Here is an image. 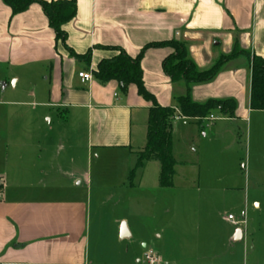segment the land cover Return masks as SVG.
Wrapping results in <instances>:
<instances>
[{"label":"crops","instance_id":"1","mask_svg":"<svg viewBox=\"0 0 264 264\" xmlns=\"http://www.w3.org/2000/svg\"><path fill=\"white\" fill-rule=\"evenodd\" d=\"M75 1V16L62 27L65 44L79 55L90 50L88 62H76L56 41L39 4L11 15L0 0V264H95L115 256L101 247L99 216L118 208L132 216L133 192L151 178L143 170L157 162H145L130 177L146 142L152 103L139 96L134 85L122 92L116 81L101 84L93 78L82 84L78 78L79 72L92 73L99 61L117 55L108 48L135 58L147 44L181 41L199 70L230 54L234 44L244 52L224 63L213 80L190 91L196 103L232 99L234 117L212 113L216 120L199 123L178 114L174 96L183 94L184 87L172 85L162 71L172 49L144 51V89L157 105L174 110L172 156L175 122L202 130L217 121L232 125L251 119L250 57L264 58V0ZM135 127L140 130L134 132ZM116 154L123 156L121 173H104L108 156ZM157 169L153 189L165 191L159 187L158 163ZM112 223L117 227L109 229L111 240L132 237L125 220ZM230 224L231 230L217 233L210 223L208 233L197 232L192 251L179 249L178 257L190 264H264V238L251 233L252 253L240 255L234 248L242 241L246 245L247 229ZM141 249L144 253L145 245ZM154 253L161 264L177 258Z\"/></svg>","mask_w":264,"mask_h":264},{"label":"rangeland","instance_id":"2","mask_svg":"<svg viewBox=\"0 0 264 264\" xmlns=\"http://www.w3.org/2000/svg\"><path fill=\"white\" fill-rule=\"evenodd\" d=\"M251 112L250 121L244 124L217 121L213 128L202 130L184 121L175 122L173 156L177 164L172 189L156 192L157 163L148 165L143 172L151 178L142 190L133 192L132 216L119 208L100 214L101 247L115 256L99 258L95 264H144L142 245L143 251H163L177 257L166 264H190L178 257L179 249L192 251L197 232L201 236L208 233L210 223L217 233L231 230L232 225L225 220L228 215L243 220V230L247 229L246 245L242 241L234 251L244 256L252 253L250 234L264 238V111ZM137 130L135 127L134 132ZM235 133L239 136L236 144ZM108 158L110 163L103 165V172L121 173L123 156ZM145 197L151 202L143 203L141 198ZM119 219L132 226V237L116 243L109 238V229L116 226L112 221ZM125 250L129 256H124Z\"/></svg>","mask_w":264,"mask_h":264},{"label":"trees","instance_id":"3","mask_svg":"<svg viewBox=\"0 0 264 264\" xmlns=\"http://www.w3.org/2000/svg\"><path fill=\"white\" fill-rule=\"evenodd\" d=\"M11 10V15L24 12L31 4L37 3L42 8L48 26L54 31L56 41H59L67 50L69 56L76 62H88L91 51L83 55L74 53L65 44L66 34L62 27L75 16V0H1ZM170 47L172 52L162 61V71L172 85L180 84L184 87L181 95L174 96L178 114L186 119L201 121L217 113L227 118L235 115L236 104L232 99L208 100L204 103H196L191 100L190 91L193 86L208 83L215 78L221 67L235 56L244 53L234 44L232 52L221 56L207 70H199L188 56L186 45L181 41H169L150 43L145 45L140 53L131 58L118 48H108L117 51V55L110 59L98 62L92 71L93 78L101 84L116 81L122 92L129 85H134L137 93L144 100L152 103L148 111L146 142L142 151L137 155L134 168L130 171V177L136 169L143 167L147 161H156L159 164V187L168 189L172 186L175 160L172 156L171 119L175 116L174 110L161 107L156 104L152 95L145 89L142 81V69L140 60L144 51L148 48ZM249 56V54L247 53ZM249 109L252 111H264V58L250 57V89ZM239 137V136H238Z\"/></svg>","mask_w":264,"mask_h":264},{"label":"built area","instance_id":"4","mask_svg":"<svg viewBox=\"0 0 264 264\" xmlns=\"http://www.w3.org/2000/svg\"><path fill=\"white\" fill-rule=\"evenodd\" d=\"M78 78L82 84H87L93 80V75L91 72H79ZM204 120H206L207 122H211V121L216 120V118L212 115H209ZM226 220L229 221L230 223H232L234 226L241 227V226L245 225V222L243 220L238 221L231 215H228L226 217ZM142 262L144 264H160L161 263L160 260L158 259L157 255L151 250H147L143 253Z\"/></svg>","mask_w":264,"mask_h":264},{"label":"water","instance_id":"5","mask_svg":"<svg viewBox=\"0 0 264 264\" xmlns=\"http://www.w3.org/2000/svg\"><path fill=\"white\" fill-rule=\"evenodd\" d=\"M120 235L123 236L124 235V227L122 226V228L120 229ZM237 235H240V232H237Z\"/></svg>","mask_w":264,"mask_h":264}]
</instances>
